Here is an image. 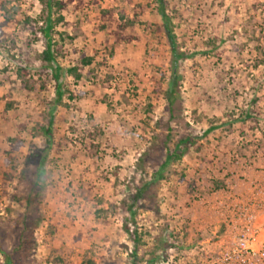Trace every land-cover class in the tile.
I'll list each match as a JSON object with an SVG mask.
<instances>
[{
  "label": "rangeland",
  "instance_id": "rangeland-1",
  "mask_svg": "<svg viewBox=\"0 0 264 264\" xmlns=\"http://www.w3.org/2000/svg\"><path fill=\"white\" fill-rule=\"evenodd\" d=\"M62 1L48 67L23 25L44 26L46 0H0L16 43L0 42V264H205L232 206L264 192V0H162L185 55L171 117L157 1Z\"/></svg>",
  "mask_w": 264,
  "mask_h": 264
},
{
  "label": "trees",
  "instance_id": "trees-1",
  "mask_svg": "<svg viewBox=\"0 0 264 264\" xmlns=\"http://www.w3.org/2000/svg\"><path fill=\"white\" fill-rule=\"evenodd\" d=\"M157 3L159 4V9L158 13L162 19V24L160 29L163 30L165 37L168 41V45L170 48V67H169V84H168V90H167V104H168V111L171 117V111H172V106L174 104V97H175V91L177 89L178 85V80L180 78V75L178 73V66H179V61L185 58L184 53L180 52L177 49V43H176V38L172 30L171 22L168 18V16L165 14V11L163 9V1L162 0H156ZM66 2L62 0H46L45 2V8L47 12V17L45 19V24L42 27H37L36 21H32L29 19L24 20V30L28 31L32 37L30 39L29 43L27 45H30L31 43H34L38 40H43V50L39 54L40 61L42 65L47 63L48 67H50V63H52L55 59V56L59 53L61 46L59 43H61L63 40L61 38V34L58 35V40H54V35L55 32L53 31L54 25L60 23L63 21V17L60 14L61 11L66 7ZM1 9H5L4 6H0ZM53 15L56 16L53 18ZM124 17L121 15L119 17V20H123ZM127 24H131V22H127ZM124 25H120L122 29H124ZM0 42L2 45L6 46L8 51L9 49H14L15 48V40L12 37H5L1 30H0ZM91 58H86L82 57L80 60L81 65L86 66L91 63ZM68 73H74V77L77 79L79 78V75L76 73L77 68H71L67 70ZM59 72L60 68L56 66L52 72L53 74V79L56 82V93H57V100L60 99L61 97V91L58 85V78H59ZM17 73L19 77H26L27 72L25 68L19 67L17 69ZM28 82L24 81L23 85L24 87H27ZM52 123L51 119L47 123V125H40L39 130L41 131L43 136L50 137L51 136V128ZM213 126H210L205 133L210 132L213 130ZM171 136L167 134L166 136V141H170ZM9 142H12V140H9ZM194 142L191 140L189 137L185 138H180L177 139L174 142V148L171 150H168L165 153V160L163 162V165L165 166L168 164L172 159H179L182 154L187 150L189 145H192ZM12 148L16 149L15 146H12ZM43 187V180H42V170L40 168L37 169L36 172V178L33 183V188L36 189L37 191L41 190ZM140 197V193H137L135 196H133L134 199V205L138 203ZM131 217L133 218L134 213L130 212ZM126 233L128 234V237L133 245V250L131 252L132 257L135 259L136 258V253L139 247L142 244V238L140 236V233L137 231V229L131 230L130 232L127 230ZM136 260H133L132 264H136ZM4 264H12L11 260L9 257L5 256V263Z\"/></svg>",
  "mask_w": 264,
  "mask_h": 264
},
{
  "label": "built area",
  "instance_id": "built-area-1",
  "mask_svg": "<svg viewBox=\"0 0 264 264\" xmlns=\"http://www.w3.org/2000/svg\"><path fill=\"white\" fill-rule=\"evenodd\" d=\"M224 222L217 250L205 264H264V192L232 206Z\"/></svg>",
  "mask_w": 264,
  "mask_h": 264
}]
</instances>
